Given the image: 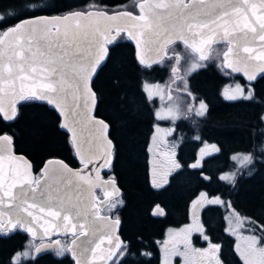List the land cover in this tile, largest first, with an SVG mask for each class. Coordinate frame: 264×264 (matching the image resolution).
Listing matches in <instances>:
<instances>
[{
	"label": "snow or ice",
	"instance_id": "snow-or-ice-1",
	"mask_svg": "<svg viewBox=\"0 0 264 264\" xmlns=\"http://www.w3.org/2000/svg\"><path fill=\"white\" fill-rule=\"evenodd\" d=\"M247 3L248 0H243V4ZM138 7L141 13L139 17L134 16L131 11H122L111 16L107 15L105 10L76 11L63 17L41 16L35 19H24L13 26L0 28V114H3V118L10 120L16 116L17 100L44 101L54 105L71 120L73 127L68 124L64 127L73 132L77 155L87 169L93 163L95 153L91 148L85 150L83 144L75 139L76 128L85 121L89 124L93 121L86 111L81 110L80 101L83 99V107L86 109L92 95L88 81L106 58L108 52L106 45L115 39L114 36L109 38L108 30L100 29L98 24L100 19L126 18L136 21L133 29L129 30V35L137 39L138 47L141 43L138 37L147 38L144 40V46L147 48L152 44L154 36H160L163 43H158L156 48L158 57L162 55L165 47L172 43V36H178L184 39L185 44H188L185 29L187 32L195 28L214 31L213 26L230 14L236 15L239 19L231 31L227 22L223 25L225 39H228L230 43L242 39L246 45L251 34L252 40L258 38L261 45H264V15L256 16L253 8L255 19L248 17L242 11L241 0H214L207 6L205 0L192 4H186L184 0H167V2L159 0L154 5L145 0ZM158 9L164 11H157ZM218 12L221 15H217ZM93 17L96 18V23L92 22ZM70 19H75L77 23L74 27L65 24L63 32L59 26L56 27L55 32L49 27L53 23L59 25ZM84 20H88L89 23H81ZM166 24H171L172 28H166ZM137 27L141 29L139 33L135 31ZM162 27H165L163 35L160 33ZM200 35H203V32ZM211 43L212 37H208L202 39L199 44L193 40V43L188 46L200 53L201 60H205L208 57L204 54V48ZM73 49L78 51L74 52ZM232 51L230 47L229 52L224 54L225 66L232 71H243L249 82L256 79L257 71L264 72V51H261L259 56H252L253 50L244 46L243 52L249 55L229 62L228 55ZM141 63H143L142 56ZM241 63L243 68L238 66ZM173 71L175 72V69ZM17 82L20 85L19 89H17ZM236 91L243 97V88L237 85ZM252 95L254 90H250L246 98L250 99ZM227 98L237 99L238 97L228 96ZM200 107L204 109L205 105L202 103ZM197 114L202 115L203 112ZM95 123L102 126L104 130L107 129L103 121ZM96 133L97 136L101 135V128H97ZM11 142L10 136H0V152H6ZM108 143L110 144L111 141ZM212 147L215 148V146ZM4 159L5 157L0 155V206L7 208L8 211H0V234L21 229L35 238L39 234L37 227L44 236H51L53 232L61 230L65 233L71 232L75 236L71 248L65 249L56 242L55 245L41 244L35 247V251L40 253L44 248L55 247L57 256L69 251L75 258V264H90L87 253L91 252L95 258L96 249L100 247V244L92 238L100 231V225L104 224L109 245L106 259L112 264H123V258L127 253L118 251L124 246L122 242H117L118 238L113 237L111 232L113 224L107 223L99 216V209L91 195L95 182L90 177L82 175L81 172H73L66 164L60 162L59 167L46 166L42 169L41 178H35L29 175L28 166L23 170L13 167L12 161L16 159L13 156L8 157L9 165L6 170ZM243 160L250 161V157L244 156ZM173 163L175 167H179V164ZM196 166L192 165V167ZM223 178L229 179L227 176ZM96 181H100L99 175L96 176ZM105 195L107 197L110 194ZM208 202L219 203L220 201L213 199ZM198 203L199 201H194V205ZM115 206L113 204V207ZM36 209H39L41 217L35 214ZM45 215L49 219L41 223ZM115 223L118 224V221ZM248 239L253 251L258 250L259 260L246 259L245 264H264V247H257L264 244V235L259 237L253 235ZM92 244L96 246L90 247ZM218 247V245H212V250L216 251ZM23 255L28 257L29 254L25 252ZM116 257L119 259H115Z\"/></svg>",
	"mask_w": 264,
	"mask_h": 264
},
{
	"label": "trees",
	"instance_id": "trees-1",
	"mask_svg": "<svg viewBox=\"0 0 264 264\" xmlns=\"http://www.w3.org/2000/svg\"><path fill=\"white\" fill-rule=\"evenodd\" d=\"M37 1L0 0V6L7 4L9 8L8 13L0 20V28H6L21 18L36 14H63L88 8L107 11L121 8L132 10V0H39L38 2L42 1L39 8L25 7L27 4L36 5ZM223 47L221 45L218 50H214L216 47L213 46L210 57L199 61L186 46L175 42L167 48L171 56L162 59L157 66L143 67L135 59L131 42L124 34H120L108 47L107 59L92 82L97 100L95 115L108 123L109 137L114 144L113 161L109 168L102 171V176L115 178L121 188V195L116 198L117 215L121 217L127 233L132 223V234L140 239L136 240V252H132V264H156L154 250L149 257L137 251L139 247H145L143 243L152 234L159 233L161 220L150 217L148 208L153 201L160 202L166 196L164 189L153 191L147 183V145L155 123L154 110L157 101L146 95L143 84L145 81L165 78L163 69L166 67L169 70L171 60L176 61L178 53L179 59L176 62H182L183 66L194 65L185 73L188 75H183L182 70L180 71V79H184L183 86H180L184 88L186 95L193 93L196 87H202L207 88L204 91L210 96L209 108L204 115L197 118L189 114L178 122L181 124L184 119L193 120V125L188 127L189 131L197 129L203 140L214 142L218 146V152L206 160L210 167L201 170L212 176L210 183L215 182V165L221 162L232 165L229 160L231 154L248 153L250 161L238 167L231 185L222 186L214 192L224 198L234 199L238 209H245L240 211L241 214L259 217V212H264V75L256 81V85L262 89L254 90V95L248 100L229 101L218 97L213 89L214 78L209 73L215 71L212 70L215 66L219 71H227L221 64L214 63L215 55ZM158 66L162 69L158 70ZM193 69L195 70L191 73ZM184 101L191 103L187 96ZM2 133L9 134L14 150L23 153L30 160L36 176H39L43 161L50 157L61 158L73 167L78 166L68 136L59 128V116L44 101L20 102L17 104V114L12 120L5 121L0 116V134ZM190 137L186 134L180 141L181 150L190 149L192 152L199 145L198 142L190 140ZM197 181L193 174L181 179V185L178 186L180 195L176 199H184V194L188 196L192 185ZM199 182L207 183L203 180ZM96 193L99 191L96 190ZM61 239V246L65 248V241ZM35 243L36 240L20 229L0 234V264H73L67 251L61 256H57L56 249L35 256ZM25 252L29 254L28 257L23 255ZM126 253L129 257V246ZM17 254H20L18 258Z\"/></svg>",
	"mask_w": 264,
	"mask_h": 264
},
{
	"label": "flooded vegetation",
	"instance_id": "flooded-vegetation-1",
	"mask_svg": "<svg viewBox=\"0 0 264 264\" xmlns=\"http://www.w3.org/2000/svg\"><path fill=\"white\" fill-rule=\"evenodd\" d=\"M40 2L37 1L36 5L34 3L27 4L25 7H30V9L33 7L39 8ZM136 2L137 1L133 4V12L135 13L137 12ZM8 11L9 8L7 4L0 6V20ZM221 45L224 47L215 55L216 57L214 56V63L216 65L217 63L221 64L222 66L221 55L226 47V43L214 45L216 47L214 50H218ZM167 53L169 54L168 50ZM213 53H215V51ZM154 65L157 66L158 64L156 63L151 66L153 67ZM157 69L160 70L162 67L158 66ZM171 69L173 68L167 70L165 67L163 69V73L166 74L165 78L149 80L164 84L165 90L162 92L165 97L163 96L161 98L163 100L160 105L166 107L167 103L166 105L163 103L166 102L167 99L169 101L172 100L171 102L174 103L177 108L174 110L173 120L165 118L158 119L157 122H160L159 124L162 131L160 132L159 139L151 145L150 149H148L150 143L149 137L146 155L147 183L149 188L153 191L164 189L163 191L166 192V196L162 198L160 202L153 201L148 208L150 217L161 220L159 233H155V235L152 234V237L143 243L145 247H139L137 252L149 257L153 254L152 251L154 250L156 264H162L163 255L166 264H245L246 259L258 261L259 252L258 250L253 251L248 237L253 235L258 237L264 235L263 210L259 212V217L246 213L241 214L240 211L244 208L242 207V210L238 209L234 199L224 198L220 194L214 192L216 189L222 188V186L231 185L238 167L243 164L240 163L237 166L235 157L245 152L231 154L229 160L232 165H230L229 162L227 164L221 162L215 165V168H213L217 172L215 175V180L217 181L210 183V181L213 180L212 176L201 169L210 167V164L207 163L206 160L218 152L217 144L203 140L197 129L189 131L188 127L193 125V120L184 119L181 124H178L182 117H186L189 114L197 118L204 115L209 108L210 96L204 91L207 88L202 87H196L193 93L186 95L185 90H179L175 86L178 76H169V72L173 71ZM213 69H215V71ZM212 70V72L210 71V73H208L214 78L213 82H215V86L213 89L216 91L218 97H222L229 101L248 100L249 98L246 97H248L249 91L255 90L256 81L258 79L249 83L240 75L228 69L224 68V70L227 71H219L215 66L212 67ZM237 85L244 89L243 97L236 91ZM228 88H230V90H228ZM224 90H228V93L225 94ZM186 96L191 100V103L185 104L184 99ZM228 96H236L238 98L228 99ZM150 98L156 101L159 100L157 95ZM202 103L205 105L204 109L200 107ZM163 109L164 115H167L168 110L165 108ZM155 110L154 117L156 123ZM198 112H203V114L198 115ZM154 125L151 132L154 130ZM186 134L191 136L190 140L196 143L198 142L199 144L192 152H190V149H180V141ZM203 144L211 145L212 151L207 152L210 153V155H206V153L201 150V145ZM212 146H215V148ZM245 154L248 155V153ZM173 162L179 164V167H175ZM194 164L197 166L192 167ZM191 174L198 180L197 183L192 185L193 188L188 192V196L184 194V199L181 198V200H177L176 198L180 195L178 186L181 184H179V181L181 179L183 180L186 175ZM227 174L230 176L231 174L234 175H232L230 179H224L223 175L227 176ZM205 176H208V178ZM35 177L38 176L35 175ZM103 177L108 178L110 176ZM199 180H203L207 183L200 184ZM218 181H223V183H219ZM202 193L204 194L203 196L201 195ZM97 196L101 197L100 191ZM116 198L111 199L104 205L100 209V213L119 220L117 233L124 247L118 251H126L129 246L130 254L129 257L126 254L123 258V264L128 262L132 264V252H136L138 246L137 241L140 239L136 234H132V223L129 233H127L126 228L123 227L121 217L117 215L118 199ZM213 199H218L220 202H208ZM194 201H199V203L194 205ZM166 203L170 205L167 206ZM113 204L116 206L113 207ZM243 211H245V209ZM61 238L65 241V249L72 247V241L75 238L73 234L59 237L60 245L62 243ZM51 240L53 239H46L43 241L36 240L34 247L41 242H48ZM212 245H218L219 247L216 251H213ZM257 247H264V244ZM67 253L74 264L70 252L67 251ZM115 259L118 260L119 257ZM107 264H112V262H108Z\"/></svg>",
	"mask_w": 264,
	"mask_h": 264
},
{
	"label": "water",
	"instance_id": "water-1",
	"mask_svg": "<svg viewBox=\"0 0 264 264\" xmlns=\"http://www.w3.org/2000/svg\"><path fill=\"white\" fill-rule=\"evenodd\" d=\"M143 2H145V0H138L136 2V9H137L136 13L131 11V10H128V9H117V10H113V11L105 10V11L107 12V15H109V16L116 15L118 12H122V11H131L134 16L139 17L141 15V13H140L138 5L140 3H143ZM147 2L152 3L154 5L155 3L159 2V0H147ZM165 2H167V0H165ZM193 2L199 3V0H184V3H186V4H192ZM213 2H214V0H205V5L206 6L210 5ZM241 5H242V11L245 12L246 15L248 17L252 18L253 20L255 19V16H253V8L255 9L256 16L264 15V0H248V3L246 5L243 4V0H241ZM97 10H104V9L89 8L86 10H80V9L71 10V11H67L63 14H56V13L55 14H36V15H31V16L21 18L9 26H13L15 23H17L21 20H24V19H35L36 17H41V16L49 17V18L63 17L69 13L76 12V11L96 12ZM157 11L163 12L164 10L158 9ZM217 15H221V14L218 12ZM213 19H215V17H213ZM238 19H239V17H237L236 15L230 14V16L224 17L223 19H221L218 22L217 25L213 26L214 31L209 30V29L195 28L191 32H187V29H185V31L187 33L185 38L188 40V44H185L184 39H180L178 36H172V43L171 44H173L175 42H180L184 46H186L188 49H190L193 53H195L198 58H200V53L194 51L191 47L188 46L191 43H193V40H195V42L197 44H199V42L202 39H207L208 37H212V43L209 46H206L204 48V54L207 57L209 55L210 48L213 45L226 43V47L222 51V55H221L222 56V66H223V68L232 71L231 68H228L225 66V55H224L226 52H229L230 47L233 49V51L230 52L228 55V61L229 62L236 61L238 58L242 59V58L247 57L249 55V53L243 52L244 46H247L253 50L251 53L252 56H259L261 51H264V45H261L258 38L255 40H252L251 34H249L248 43L246 45L242 39L239 41H234V42L230 43V41L228 39H225L223 37V31H224L223 25L227 22L229 31H231ZM92 22L93 23L97 22L95 17L92 18ZM76 23H77V21L75 19H70L68 21L61 22L59 25H56L55 23H53V24L49 25V27L52 29L53 32H55L56 27L59 26L61 28V31L63 32L65 24H69V25H72L74 27ZM81 23L87 24V23H89V21L84 20V21H81ZM136 23H137L136 21H133L131 19H126V18H120L117 20L100 19L98 21L100 29L108 30V34H109L110 39L113 36L116 39L120 34H124L128 38V40L133 45L134 56H135L136 61L138 62V64H140L143 67H149L153 64H156V63L160 62L164 57L170 55L167 53V47L171 44H168L165 47L164 52L162 53L161 56L158 57L156 55V48L158 47V43H163V41L160 39V36H154L152 44L149 45V47H147V48L144 46V40L147 38L146 37H138L141 40L140 46L138 47L137 39H134L132 36L129 35V30H132ZM9 26H7V27H9ZM165 27L168 29H171L172 25L166 24ZM165 27L161 28V30H160L161 35H163V33L165 31ZM241 27H242V24H241ZM135 31H136V33H139L141 31V29L139 27H137L135 29ZM201 32H203V35H200ZM237 35H240V34L237 33ZM115 39L112 40V42L110 44L106 45V47L108 48L109 46H111L113 44V42L115 41ZM84 46H87V45H84ZM73 51L76 52L78 50L73 49ZM107 55H108V52H107ZM107 55H106V58L97 67V71L92 74L90 80L88 81L92 95L88 100V105H87L86 109L83 107L84 106L83 99H81V101H80L81 110L86 111L93 121V123H91V124H89V123H87V121H85L84 124H82L76 128V138L75 139L79 140L83 144V147L85 150H87L88 148H91L92 152L95 153V156L93 157V163L91 165H89V167L87 169H85L84 164L81 163L80 156L77 155V146H76V143H74L73 132L69 131V128L64 127L65 124H68L70 127H73L71 120L68 119L65 115H63L62 111L60 109L56 108L54 105L48 104L47 102L46 103L48 104V106L50 108H52L53 110H55V112L59 116V128L67 134L68 140L71 144V148H72L74 156L77 160L78 166L73 167V166H70L69 164H67L61 158L50 157V158H47L43 161L41 167L39 168V176L35 177V174H34V171L32 169V164H31L30 160L23 153L16 152L14 150L13 141L8 146V150L6 152H0V155L5 157L4 166H5L6 170H7L8 165H9L8 157L13 156L16 158L14 161H12L13 167H18L21 170H23L26 166H28L27 170H28L29 175L32 177H35V178H41L42 169H44L46 166H48V167H59L60 162H63V164H66L71 171L81 172L82 175H84L86 177H90L95 182V187L92 189L91 195L93 198V202L95 203V205L99 209V216L104 218V220L107 223L113 224V228L111 229L113 237L118 238L117 242H122L120 236L117 233L118 227H119V220L111 218L109 215H103L100 213V209L104 205H106L111 199L118 197L121 193V188L117 185L114 178H112V177L105 178L102 176V171L109 168V166L111 165V163L113 161L114 144H113L112 139L109 137L110 127H109L108 123L103 118L95 115V108H96L97 100H96V95H95L94 89L92 87V82H93L98 70L105 63V61L107 59ZM141 56L143 57V63H141ZM255 63H259V61H255ZM238 66L243 68L242 63L239 64ZM232 72H234V71H232ZM234 73L240 75L246 82H249L243 71L234 72ZM255 75H256V79H258L264 75V72L257 71L255 73ZM19 86H20L19 82H17V89H19ZM20 102H22V101L17 100V104H19ZM0 116L3 120H5L3 118V114H0ZM12 119H10V120H12ZM5 121H9V120H5ZM98 121H103L104 124L107 125V129L104 130L102 128V126L95 123ZM97 128H101V130H102V134L99 136H97V133H96ZM2 135L10 136L7 133L0 134V136H2ZM108 141H111V143L109 144ZM101 165H103V167H101ZM97 175H99V177H100V181H98V182L96 181ZM205 177L208 178V176H205ZM96 189H98L100 191L101 197L97 196ZM106 193H109L110 195L106 197V195H105ZM0 211L7 212L8 209L3 207V206H0ZM35 214L37 215V217H41V215H42L39 212V209L35 210ZM6 218L7 217H5V219ZM48 219L49 218L46 217V215H45L44 218L41 220V223H44ZM116 221H118V224L115 223ZM20 231H22L24 234H26L30 238L37 240V241H43L46 239H53V240L48 241V242H41V243L37 244L35 247H38L41 244H53V245H55L56 242H59V244H60V241L58 239L59 237H64L68 234H72L71 232L65 233L63 230H61L59 232H53L51 234V236H44L42 231L39 229V227H37V232L39 234L35 238H33L29 233L25 232L24 230L20 229ZM92 239L95 240L96 243H99L100 247L96 249L95 258H93V255L91 252L87 253V258L90 261V264H107L109 262L106 259L107 255H108L109 245H108V241H107V232L105 231V225L104 224L100 225V231ZM101 240H103V243H101ZM95 246H96L95 244L90 245V247H95ZM35 247L33 249L35 256H39L41 254H44V253H47V252H50V251L56 249L55 247L44 248L41 250L40 253H37L35 251ZM69 248H71V247H69ZM70 255L73 258L74 264H75V258L73 257L71 252H70Z\"/></svg>",
	"mask_w": 264,
	"mask_h": 264
},
{
	"label": "rangeland",
	"instance_id": "rangeland-1",
	"mask_svg": "<svg viewBox=\"0 0 264 264\" xmlns=\"http://www.w3.org/2000/svg\"><path fill=\"white\" fill-rule=\"evenodd\" d=\"M39 1V0H38ZM135 1H138V0H132V10L131 11H134V2ZM172 45V44H171ZM216 45V44H215ZM170 46V45H169ZM168 46V47H169ZM214 46V45H213ZM212 46V47H213ZM167 47V48H168ZM211 47V48H212ZM211 48H210V52H209V55H208V58L210 57V54H211ZM168 50V49H167ZM190 50V49H189ZM220 50V49H219ZM222 50V49H221ZM191 51V50H190ZM168 52H169V50H168ZM169 54H170V52H169ZM195 54V53H194ZM169 56H171V54L169 55ZM195 56H196V54H195ZM168 56H166V57H164L163 59H165V58H167ZM197 57V56H196ZM222 57V56H221ZM177 59H179V53H178V57H176ZM207 58V59H208ZM177 59H176V61H177ZM197 59L199 60V61H204V60H201L200 58H198L197 57ZM207 59H205V60H207ZM176 61H172L171 60V63H170V68H173V69H175V72L174 71H170L169 72V76L171 77V76H173V77H176V76H178V78L176 79V84H175V86L179 89V90H184V88H182L181 86H183V84H184V79H180V75H181V72H182V74L183 75H188V74H185L186 72H189V70L190 69H192L193 67H194V65H191V67L190 66H187V65H185V66H183L182 65V62H176ZM181 66H182V68H181ZM169 68V69H170ZM173 69H171V70H173ZM168 70V69H167ZM182 70V71H181ZM195 69H193L192 71H191V73L194 71ZM181 71V72H180ZM173 72V73H172ZM168 73V72H167ZM181 85V86H180ZM165 87H164V84H159V83H156L155 81H146V82H144V84H143V89H144V91L146 92V94L149 96V98L150 97H153V96H158V98H159V100H157V108H156V110H155V116H156V123H155V125H154V130L151 132V134H150V143H149V146H148V149H150L151 148V145L157 140V139H159V136H160V132L162 131V128H161V126H160V122H157L158 121V119H163V118H165V119H171V120H173L174 118H173V114H174V110L177 108V106L174 104V103H172L171 101L172 100H167L166 99V102H164L163 104H165L166 105V103H167V106L166 107H164V106H162V105H160V103L162 102V100L163 99H161L164 95H163V90H165L164 89ZM261 87H259V85L257 84V85H255V90H258V89H260ZM262 89V88H261ZM228 90H230V88H228ZM228 90H224V93L225 94H227L228 93ZM165 97V96H164ZM184 102V101H183ZM185 104H186V102H185ZM163 108H165V109H167L168 110V112H167V115H164V109ZM183 109V108H182ZM182 112V111H181ZM201 150H203L204 151V153H207V152H211L212 150H211V145H209V144H203V145H201ZM244 156H249V154L248 155H246L245 153H242V154H239V155H237L236 157H235V162H236V164H237V166L240 164V163H244V162H246V161H244L243 160V157ZM232 175H234V174H231V176L230 175H228L227 174V177H229V179L232 177ZM223 177H225L224 175H223ZM96 190H98V189H96ZM97 194V193H96ZM20 256V254L18 255H16V258H18ZM251 261V260H250ZM162 264H166L165 263V261H164V255H163V262H162Z\"/></svg>",
	"mask_w": 264,
	"mask_h": 264
}]
</instances>
